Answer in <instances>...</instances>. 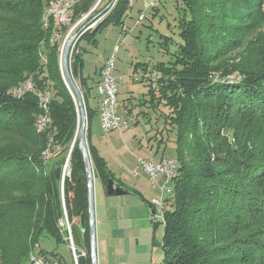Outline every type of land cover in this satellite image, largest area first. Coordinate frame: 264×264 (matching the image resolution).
Returning a JSON list of instances; mask_svg holds the SVG:
<instances>
[{
    "label": "trees",
    "instance_id": "1",
    "mask_svg": "<svg viewBox=\"0 0 264 264\" xmlns=\"http://www.w3.org/2000/svg\"><path fill=\"white\" fill-rule=\"evenodd\" d=\"M48 1L0 0V264H29V252L43 238L68 246L72 254L65 215L77 231L78 243L71 232L77 264H91L87 177L75 136L78 110L62 78L58 44L49 42L51 28H42ZM96 2L76 0L71 21ZM112 5L94 28L80 32L70 56L87 109V135L95 111L88 102L92 86L81 75L78 43L83 36L95 41L101 26L124 24L130 1ZM263 5L264 0H180L181 43L172 58L151 70L144 63L132 67L156 72L157 88L143 80L149 101L157 107L164 100V128L176 132L178 169L164 200L160 264H264V34L253 39L247 55L228 58L246 40ZM232 74L235 79H228ZM26 79L51 92V123L43 132L36 130L35 94L9 92ZM50 137L58 149L44 163ZM73 140L61 190L55 170L61 175ZM89 151L96 177L104 186L108 179L115 182L105 160ZM40 250L62 264L56 249L47 252L40 245Z\"/></svg>",
    "mask_w": 264,
    "mask_h": 264
},
{
    "label": "rangeland",
    "instance_id": "2",
    "mask_svg": "<svg viewBox=\"0 0 264 264\" xmlns=\"http://www.w3.org/2000/svg\"><path fill=\"white\" fill-rule=\"evenodd\" d=\"M97 1L98 4L94 5L90 12L101 8L102 11L97 13L91 20H86L88 14L85 15L86 17L74 29L73 34H77L76 38L79 35V30L94 28L97 23L96 19L99 20L103 16L102 14L107 11V7L112 2V0ZM130 1V10H128V14L124 18V24L121 27L113 24L101 26L94 33L95 41L90 36H83L78 43V46L84 49L81 62L83 73L86 74L94 73V67L98 65L99 61L114 52V45L119 48L114 53L115 69H113V74L118 82V108L116 109L117 113L130 121L129 125L121 131L116 130L105 133L102 130L98 112L94 113L89 125L92 138L99 142L101 149H103L102 151L106 153L108 163L117 171L118 175L119 171H127L134 166L141 169L137 162L139 158L148 157L154 160V156L158 154L157 157H159L161 151H163L165 158L174 161L176 159L174 142L176 132L173 129L164 128V115L168 112L164 100H160L157 107L150 103L147 93L148 87L143 81L145 72L140 70V67L137 68L139 70H134L132 67L136 63H144L151 70L156 64L168 62L172 58L173 52L176 51L178 44L181 43L178 25L179 14L176 6L177 2L178 4L180 3V0H160L156 5V11H152V8L144 9L143 0ZM140 11L144 12L145 17L143 20L137 21ZM260 13L250 25L246 40L239 48L233 50L228 57L229 60L231 56L234 59L240 57V55H247L246 53L252 45L253 39L264 34V5ZM249 15L255 16L256 14L250 13ZM164 39L168 40L167 45L161 44ZM255 47L258 48V44ZM136 74L137 77L135 78ZM71 76L82 94L78 75L73 76L71 73ZM227 78L230 80L235 79L234 74L228 75ZM97 93L96 87L92 86V97L88 100L89 105L93 103ZM87 128L88 126H85V138L88 146ZM157 150L160 152H157ZM63 164L65 165V162ZM64 165H62V169ZM134 169H132V172ZM139 169L137 171L143 174V176L140 175L141 180L145 181L146 178H149ZM126 175L128 176V174ZM127 176L123 175L122 177L126 179ZM158 181L160 185L163 178L159 176ZM127 182L133 183L129 178H127ZM98 186V179L94 177L93 190H96ZM152 186L157 189V196L153 198L168 195L166 193L162 194L158 185L156 186L153 183ZM159 221L162 228L164 218L159 219ZM40 245L47 252L56 249L63 256L62 264H75L73 253H70L69 247H66V249L63 245L56 246L54 241L46 238L41 239ZM159 263L157 262L156 264Z\"/></svg>",
    "mask_w": 264,
    "mask_h": 264
},
{
    "label": "crops",
    "instance_id": "3",
    "mask_svg": "<svg viewBox=\"0 0 264 264\" xmlns=\"http://www.w3.org/2000/svg\"><path fill=\"white\" fill-rule=\"evenodd\" d=\"M115 47H117V50L119 49L117 45H114ZM81 50L83 56L84 49L81 48ZM107 57L106 55L94 67L93 74L83 73L82 65L81 75L86 78L87 84H90L89 86H94L97 89L99 72ZM99 100L100 95L97 93L90 105L95 113L98 112ZM88 147L89 149L91 147L105 160L108 169L115 178V182L118 183L119 188L121 187L124 190L122 194L108 195L103 183L94 173L93 177L98 179L99 185L94 190L97 264H156L161 262L163 226L161 228V223L152 220L154 208L150 202L151 198L157 196V189L152 186V180H149V178H146L145 181L141 180L140 175L143 176V174L137 171L139 169L137 166L132 167V169L135 168L133 172L130 168L127 171H119L118 175L117 171L108 163L106 153L102 151L99 142L92 138L90 130ZM159 154V157H157L158 154L154 156V160L148 157L144 159L157 162L161 158H165L163 151ZM123 175L127 176L133 183H128L127 178L122 177Z\"/></svg>",
    "mask_w": 264,
    "mask_h": 264
},
{
    "label": "built area",
    "instance_id": "4",
    "mask_svg": "<svg viewBox=\"0 0 264 264\" xmlns=\"http://www.w3.org/2000/svg\"><path fill=\"white\" fill-rule=\"evenodd\" d=\"M76 0H49L45 4V8L42 14L41 24L44 30H48L51 28L49 42L51 44L57 43L58 44V62L60 71L62 73V78L65 81V75L63 70V55L66 47V43L69 41L70 38L74 36L73 32L74 29L82 22L83 18H79L77 21L72 22V10L73 5ZM160 0H143L144 9L146 8H153L157 5ZM143 11H140L138 15V20L141 21L144 19L145 14ZM89 14V13H87ZM89 26V25H88ZM66 28L63 31V28ZM85 29V28H84ZM82 29V30H84ZM73 49V48H72ZM115 51H117V47L114 48V52L111 53L103 63L102 68L99 72V81L97 84V91L100 95L99 100V107H98V114L100 119V124L102 127L103 132L109 133L112 131H121L123 128L128 127L129 120L122 116L121 114L117 113L118 108V100H117V91H118V82L116 77L113 74V69H115ZM71 52L69 54V59L71 56ZM146 78L150 80L151 86L157 88V74L156 72H149L144 75ZM137 74L135 75V78ZM10 94L14 97H21L27 92H32L35 94L37 98L38 107L40 109V114L36 120V130L38 132H43L46 128L50 126L51 123V116H50V109L49 104L51 100V92L48 89H38L36 84L31 81L30 79H26L23 82L14 85L10 88ZM71 93V92H70ZM72 94V93H71ZM73 96V94H72ZM74 98V96H73ZM75 101V100H74ZM58 149V146L55 145L52 137H50L46 143V147L42 152V159L45 162H48L52 157L54 150ZM69 158V157H68ZM139 167L141 170L152 180V182L157 186L160 187L161 193L167 194V186L168 182L171 181L173 176L174 170V160L161 158L157 162H153L151 160H146L139 158L138 159ZM70 173V164L69 159L68 161L65 160V165L63 167V174L69 175ZM159 176L163 178V181L159 185L158 178ZM165 198L166 195L163 197H157L151 199V205L153 209L152 220L153 222H159L160 211L162 207H165ZM64 223L66 224V228L68 231V239L70 242V247L72 249L74 262L77 264V256L75 254V245L70 233V227L68 224V219L65 215ZM84 255V253H81ZM29 264H58V262L51 261L47 257H45L40 250V245L38 243L34 244L31 251L29 252L28 256Z\"/></svg>",
    "mask_w": 264,
    "mask_h": 264
},
{
    "label": "water",
    "instance_id": "5",
    "mask_svg": "<svg viewBox=\"0 0 264 264\" xmlns=\"http://www.w3.org/2000/svg\"><path fill=\"white\" fill-rule=\"evenodd\" d=\"M116 0H112L110 5L107 7L110 8L112 4H114ZM98 4H95V6ZM84 29V28H83ZM80 32L82 30H79ZM79 32V33H80ZM78 33V34H79ZM75 34L72 38L69 39V41L66 43L64 55H63V70L64 75H65V83L68 90L73 94L74 100L77 106L78 110V127L76 129V138L78 140V147L80 151L82 152L83 155V160H84V165L86 169V177H87V190H88V201H89V228H90V250H91V264H97L96 261V226H95V206H94V169L93 165L91 162V157H90V152H89V147L87 146V141L85 138L86 135V129L85 126H87V115H86V108H85V101L84 98L82 97L83 95L80 93L76 83L74 82L71 73H70V68H69V54L70 51L72 50L75 39H76ZM74 145V140L70 146L69 153L67 155L66 161H68V156L70 154V151ZM56 177L61 180V190H63V183H64V174H63V169L61 170V175H60V169L56 168L55 170ZM106 193L108 195H113V194H122L124 193V190L119 188L115 184V182L112 179H108L106 185L104 186ZM84 218H81V224H80V230L84 229ZM73 232L75 239L76 238V229H71L70 228V233ZM78 243V241H77Z\"/></svg>",
    "mask_w": 264,
    "mask_h": 264
},
{
    "label": "bare ground",
    "instance_id": "6",
    "mask_svg": "<svg viewBox=\"0 0 264 264\" xmlns=\"http://www.w3.org/2000/svg\"><path fill=\"white\" fill-rule=\"evenodd\" d=\"M80 34V33H79ZM79 36V35H78ZM77 36V38H78ZM77 38L75 40H77ZM177 169H178V166H177V163L174 161V170H173V176L171 178V181L168 182V186H167V194H169L171 192V188H172V182H173V179L176 177V172H177ZM164 208L162 207L161 211H160V217L159 219H163L164 218ZM160 222V221H159ZM161 223V222H160Z\"/></svg>",
    "mask_w": 264,
    "mask_h": 264
}]
</instances>
